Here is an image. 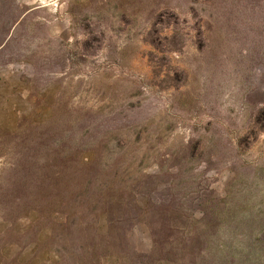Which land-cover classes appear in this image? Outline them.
I'll use <instances>...</instances> for the list:
<instances>
[{
	"label": "rangeland",
	"instance_id": "obj_1",
	"mask_svg": "<svg viewBox=\"0 0 264 264\" xmlns=\"http://www.w3.org/2000/svg\"><path fill=\"white\" fill-rule=\"evenodd\" d=\"M14 1L25 19L0 53L1 130L85 131L91 148L102 141L138 173L160 171L157 190L182 167L181 185L199 173L217 198L241 183L227 186L235 172L245 180L264 164V123L238 144L264 102V23L249 29L246 1ZM14 141L0 137V171ZM128 239L146 249V226Z\"/></svg>",
	"mask_w": 264,
	"mask_h": 264
},
{
	"label": "trees",
	"instance_id": "obj_2",
	"mask_svg": "<svg viewBox=\"0 0 264 264\" xmlns=\"http://www.w3.org/2000/svg\"><path fill=\"white\" fill-rule=\"evenodd\" d=\"M234 1L248 3L251 31L264 23V0ZM17 7L0 0V53L24 22ZM240 10L233 5V19L245 14ZM197 25L201 35L210 27L202 18ZM177 34L173 25L164 39L173 44ZM262 123L264 102L238 144L257 138ZM83 133L0 129V137L15 140L0 171V223H7L0 264H264V164L245 180L235 172L227 186L241 183L221 198L199 173L183 193L182 167L162 172L178 181L157 190L160 171L138 173L102 141L91 148ZM140 224L149 233L146 249L128 239Z\"/></svg>",
	"mask_w": 264,
	"mask_h": 264
}]
</instances>
